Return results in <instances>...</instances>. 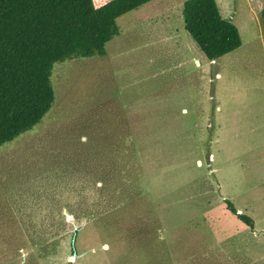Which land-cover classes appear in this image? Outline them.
Returning <instances> with one entry per match:
<instances>
[{
  "label": "rangeland",
  "instance_id": "374dc122",
  "mask_svg": "<svg viewBox=\"0 0 264 264\" xmlns=\"http://www.w3.org/2000/svg\"><path fill=\"white\" fill-rule=\"evenodd\" d=\"M185 1L54 65L52 108L0 147V264H264V0H215L241 46L213 62Z\"/></svg>",
  "mask_w": 264,
  "mask_h": 264
},
{
  "label": "trees",
  "instance_id": "16d2710c",
  "mask_svg": "<svg viewBox=\"0 0 264 264\" xmlns=\"http://www.w3.org/2000/svg\"><path fill=\"white\" fill-rule=\"evenodd\" d=\"M95 1L0 0V147L31 131L52 108L55 64L105 56L106 44L119 35L116 20L153 0ZM182 17L185 32L210 62L241 46L236 26L221 16L215 0H186ZM260 17L264 24V6ZM225 205L253 230L249 216L237 214L230 201Z\"/></svg>",
  "mask_w": 264,
  "mask_h": 264
},
{
  "label": "water",
  "instance_id": "95a60500",
  "mask_svg": "<svg viewBox=\"0 0 264 264\" xmlns=\"http://www.w3.org/2000/svg\"><path fill=\"white\" fill-rule=\"evenodd\" d=\"M71 218L72 217L70 215H67V219L68 220H71ZM76 231H77V229H75L74 235H73L72 240H71V246H72V249H73L71 260H73L76 257V255H77L76 252H75V233H76Z\"/></svg>",
  "mask_w": 264,
  "mask_h": 264
}]
</instances>
